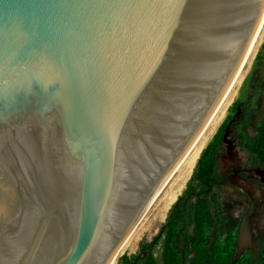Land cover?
I'll return each mask as SVG.
<instances>
[{
  "label": "water",
  "instance_id": "95a60500",
  "mask_svg": "<svg viewBox=\"0 0 264 264\" xmlns=\"http://www.w3.org/2000/svg\"><path fill=\"white\" fill-rule=\"evenodd\" d=\"M263 19L264 0H0V264H118Z\"/></svg>",
  "mask_w": 264,
  "mask_h": 264
},
{
  "label": "trees",
  "instance_id": "16d2710c",
  "mask_svg": "<svg viewBox=\"0 0 264 264\" xmlns=\"http://www.w3.org/2000/svg\"><path fill=\"white\" fill-rule=\"evenodd\" d=\"M258 94L264 95V44L256 56L243 94L211 142L202 151L186 189L169 210L167 219L151 241L143 240L134 254H124L118 264H264V234L254 250L238 252L242 219L225 232L220 202L230 178L264 188L233 165L221 171L220 151L229 138L245 151L246 168L264 170V114L255 134L249 129L250 113Z\"/></svg>",
  "mask_w": 264,
  "mask_h": 264
},
{
  "label": "rangeland",
  "instance_id": "374dc122",
  "mask_svg": "<svg viewBox=\"0 0 264 264\" xmlns=\"http://www.w3.org/2000/svg\"><path fill=\"white\" fill-rule=\"evenodd\" d=\"M264 44V39L261 46L259 47L254 58L250 62L249 66L246 68L244 76L240 81V84L237 88L236 96L230 103L228 109L226 110L223 118L214 125L213 129L208 136L207 142L203 148L211 142L213 136L216 134L217 130L224 122L226 117L230 113V109L235 101L240 99L243 94V89L246 85L248 77L252 71L256 56L260 52L262 45ZM248 71V72H247ZM264 114V95L258 94L255 101V107L250 113V123L249 129L252 134H255L257 124L260 121L261 117ZM232 143L229 138L226 140L223 148L220 151V163L221 171L227 172L231 166L236 165L242 172L250 179H256L261 183H264V170H254L246 168L249 165L248 155L245 151L240 149ZM202 150V151H203ZM202 153V152H201ZM200 153V155H201ZM199 155V157H200ZM198 157V159H199ZM198 159L192 168L189 169L186 177L183 179L180 186L172 192L171 197L168 200L164 201L163 204L159 207L162 208V214L160 217V224L158 222L157 226L153 228L151 232L143 233L138 236L135 241L134 246L123 252L124 254H134L138 251L139 245L143 240L151 241L152 238L158 233L162 225L165 223L169 210L176 202L178 197L183 194L186 189L187 183L189 182L193 171L196 167ZM230 185L226 187L220 196L221 207L223 211V225L224 231L228 232L236 228L239 224L240 219H242V226L240 229V236L238 241V252L244 253L247 250H254L256 248L258 239L262 238L264 234V188L259 186L256 183L248 184L242 180L237 179V177H231ZM178 190V191H177ZM180 190V191H179ZM169 203V204H168ZM168 204V205H167ZM167 208V209H166ZM159 211L157 209L156 213Z\"/></svg>",
  "mask_w": 264,
  "mask_h": 264
},
{
  "label": "bare ground",
  "instance_id": "6f19581e",
  "mask_svg": "<svg viewBox=\"0 0 264 264\" xmlns=\"http://www.w3.org/2000/svg\"><path fill=\"white\" fill-rule=\"evenodd\" d=\"M263 39H264V19L260 25V28H259V30H258V32H257V34L253 40V43H252V45H251V47H250V49H249V51L245 57V60L242 64L237 76H236L235 80L233 81V83H232L226 97L224 98L218 112L216 113L214 119L212 120L210 125L207 127V129L205 130L203 135L200 137V139L198 140L196 145L193 147V149L191 150L189 155L186 157V159L184 160L182 165L179 167V169L177 170L175 175L169 181L167 186L164 188V190L161 192V194L155 200L153 205L150 207V209L147 211V213L141 219L139 224L136 226V228L130 234V236L128 237V239L126 241L123 252L131 249L134 246L135 241L140 234L151 232L153 230V228L157 226V224L160 220L164 206L162 208H159V207L163 204L164 201L168 200V198L171 197V194H174L172 192L180 186L183 179L186 177V174L188 173L189 169L192 168V166L194 167L200 153L202 152V150H203V148L207 142L208 136H210L209 135L210 132H212L211 130L213 129L214 125L221 119V117L223 118V115L225 114L226 110L228 109L230 103L232 102V100L236 96L237 88L240 84V81L242 80V78L244 76L245 70L249 66V64L252 61V59L254 58L255 54L257 53L259 47L262 44ZM189 173H190V171H189ZM175 192H176V190H175ZM168 202H169V200H168ZM157 209H159V211L156 213ZM159 224H160V222H159Z\"/></svg>",
  "mask_w": 264,
  "mask_h": 264
},
{
  "label": "flooded vegetation",
  "instance_id": "af4514ba",
  "mask_svg": "<svg viewBox=\"0 0 264 264\" xmlns=\"http://www.w3.org/2000/svg\"><path fill=\"white\" fill-rule=\"evenodd\" d=\"M231 179V178H230ZM243 181V180H242ZM231 182V181H230Z\"/></svg>",
  "mask_w": 264,
  "mask_h": 264
}]
</instances>
